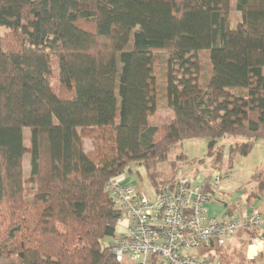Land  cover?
<instances>
[{
	"label": "trees",
	"instance_id": "16d2710c",
	"mask_svg": "<svg viewBox=\"0 0 264 264\" xmlns=\"http://www.w3.org/2000/svg\"><path fill=\"white\" fill-rule=\"evenodd\" d=\"M232 1L0 0V264H121L101 243L121 219L111 178L134 163L159 192L188 161L157 171L183 139L207 138L214 168L220 139H242L231 162L264 139V0H234V27ZM159 51L173 118L150 125ZM262 174L228 215L264 196Z\"/></svg>",
	"mask_w": 264,
	"mask_h": 264
},
{
	"label": "built area",
	"instance_id": "2783aa9c",
	"mask_svg": "<svg viewBox=\"0 0 264 264\" xmlns=\"http://www.w3.org/2000/svg\"><path fill=\"white\" fill-rule=\"evenodd\" d=\"M222 177L219 174L179 172L175 184L152 195L134 184L120 185L111 178L107 188L121 210L122 229L111 249L118 261L134 264H220L213 251L239 231L252 232L248 250L261 249L264 211L244 209L224 219L208 215ZM123 220L125 223L123 224Z\"/></svg>",
	"mask_w": 264,
	"mask_h": 264
},
{
	"label": "rangeland",
	"instance_id": "374dc122",
	"mask_svg": "<svg viewBox=\"0 0 264 264\" xmlns=\"http://www.w3.org/2000/svg\"><path fill=\"white\" fill-rule=\"evenodd\" d=\"M230 15H231V27H234L237 24V19L239 17V13L234 9V0L230 5ZM7 31V28L4 26H0V36H2ZM131 42H129L128 46L130 47ZM167 54L164 51H159L155 54V76H156V91H157V109L149 118L150 125H160L161 123H168L173 118V112L166 105V100L164 98L163 92V84H164V74H165V59ZM198 60L200 63V84L204 86L205 80L209 78V50H202L198 53ZM56 78L54 81L56 82ZM28 128L23 130V141L26 146L29 145V139L26 137L25 133ZM240 137L230 138V139H220L218 145L223 146L224 157L222 159V164L219 168L213 167L212 159L206 157L207 152V138L198 137V138H188L183 139L176 145H174L168 154V160L157 165V171H159L162 175L161 178H169V174L171 175L172 170V162L177 158L178 155L184 154L188 161H185L180 164V168L177 170L175 174L179 172L187 173L189 175L193 174H219L222 179L219 184V189L216 193V197L222 201L223 203H231L238 192L243 191L242 187L246 184V182L250 179L251 175L260 168H264V139L258 138L251 151L245 155L236 154L232 158V162L228 161V146L231 143L237 141H241ZM202 158V159H201ZM203 161V162H201ZM232 163V164H231ZM176 165V164H175ZM232 165V166H231ZM23 169L26 173L28 170V155L23 159ZM262 172V171H261ZM140 174V176H139ZM117 183L120 185H127L136 183V188L139 191L148 193L152 195L156 192L148 182L146 178V174L142 167L135 165L134 163H130L125 167L124 171L113 177ZM261 178H264L262 174ZM247 208V207H246ZM264 211V209H263ZM241 232V231H239ZM238 232V233H239ZM253 235V234H252ZM255 235V234H254ZM250 237V236H249ZM113 237H104L101 239V243L103 245H107L112 243ZM263 246V247H262ZM261 248L262 251H257L255 258H258L256 263L264 264V241ZM218 249V260L221 264H248L249 258V250H248V242L246 241L242 243L240 246L234 247L232 252L227 253L226 248L217 247ZM228 250V249H227ZM245 251V252H244ZM121 264H134L132 261L127 258H123L120 262Z\"/></svg>",
	"mask_w": 264,
	"mask_h": 264
},
{
	"label": "crops",
	"instance_id": "0c3cea01",
	"mask_svg": "<svg viewBox=\"0 0 264 264\" xmlns=\"http://www.w3.org/2000/svg\"><path fill=\"white\" fill-rule=\"evenodd\" d=\"M132 184H134V187L137 190L136 183H132ZM235 199H236V201H233L231 203H227V202L223 203L222 201H220L216 197L215 201H212V202H210V203L207 204V207H208V215H210L212 217H217L219 219H224V218L229 217V216H235V215H237L239 212H234L231 215H228L226 211H227V209H229V206L230 205H233L237 201L238 202H243L244 195H243V192L241 193V190L238 192V194L236 195V197L233 200H235ZM253 207L258 208L259 210H263L264 209V196L261 199L254 200L251 203V205H249V207H247V208L246 207H243L241 209V211H243L244 209H250V208H253ZM124 223H125V221L123 220V224ZM121 229H122V225H121V222L119 221V223L116 225L115 235L113 236V239H114V237H116V236L119 235ZM260 232L261 233L264 232V229H262ZM251 233L252 232H243V231H241V232L237 233L234 237L230 238L227 241L226 245L224 246V248H226L227 253L232 252L234 250V247L240 246L244 242L246 244V241L248 242V239H249V236L251 235ZM258 251L259 252L262 251V248L259 249ZM213 253L218 258V252L216 250H214ZM253 253H254V250H251V247H250L249 254H253ZM257 253L258 252H256L255 255H248L249 256V258H248V264H252V261H255V263H256V261H257L258 258H255V256H256ZM256 264H258V263H256Z\"/></svg>",
	"mask_w": 264,
	"mask_h": 264
},
{
	"label": "bare ground",
	"instance_id": "6f19581e",
	"mask_svg": "<svg viewBox=\"0 0 264 264\" xmlns=\"http://www.w3.org/2000/svg\"><path fill=\"white\" fill-rule=\"evenodd\" d=\"M251 250H254V247L253 246L251 247Z\"/></svg>",
	"mask_w": 264,
	"mask_h": 264
}]
</instances>
